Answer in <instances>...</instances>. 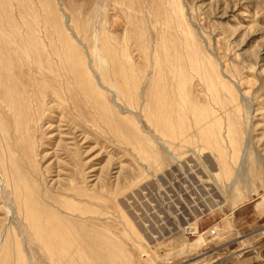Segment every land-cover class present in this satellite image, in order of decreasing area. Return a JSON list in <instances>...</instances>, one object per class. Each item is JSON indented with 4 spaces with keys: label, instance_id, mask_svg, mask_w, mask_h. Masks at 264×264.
<instances>
[{
    "label": "rangeland",
    "instance_id": "obj_1",
    "mask_svg": "<svg viewBox=\"0 0 264 264\" xmlns=\"http://www.w3.org/2000/svg\"><path fill=\"white\" fill-rule=\"evenodd\" d=\"M2 238L0 264H264V0H0Z\"/></svg>",
    "mask_w": 264,
    "mask_h": 264
},
{
    "label": "bare ground",
    "instance_id": "obj_2",
    "mask_svg": "<svg viewBox=\"0 0 264 264\" xmlns=\"http://www.w3.org/2000/svg\"><path fill=\"white\" fill-rule=\"evenodd\" d=\"M116 57V56H115ZM201 63V62H200ZM195 64V63H194ZM83 70V69H82ZM207 73V72H206ZM207 75H208V73H207ZM223 76H225V75H223ZM222 76V77H223ZM212 77V76H211ZM216 77V76H215ZM218 77V76H217ZM224 78V77H223ZM207 79H209L208 77H207ZM206 79V80H207ZM218 79L219 80H222L221 79V76H220V78L218 77ZM227 78H225V80H226ZM230 79V78H229ZM213 80V79H212ZM211 80V81H212ZM219 83V82H218ZM211 84H212V82H211ZM221 84V83H220ZM219 84V85H220ZM218 85V84H217ZM218 85V86H219ZM216 86V85H215ZM212 90V89H211ZM127 92V91H126ZM112 94H113V92H111ZM116 95L115 94H113V97H115ZM119 101V100H118ZM122 107V106H121ZM214 119V118H213ZM210 122L212 123V121L210 120ZM209 122V123H210ZM216 123V122H215ZM175 124V123H174ZM216 125H217V123H216ZM174 126V125H173ZM199 126H200V124H199ZM202 126V128H200V131H202V135H203V137L205 138V140L207 139L208 141H210V143H212V145H213V147H215L217 144H215L214 143V141L216 140V136H212V133H214L213 131H212V128L210 127V126H205L204 128H203V125H201ZM218 126V125H217ZM174 127H176V125L174 126ZM213 127V126H212ZM206 128V129H205ZM215 129V128H214ZM217 129V128H216ZM215 129V130H216ZM219 129V128H218ZM175 130V129H174ZM177 130V129H176ZM182 130V129H181ZM214 130V131H215ZM174 132L175 131H171V134L173 133L174 134ZM178 134H179V132H177ZM217 133V132H216ZM176 134V133H175ZM229 134V133H228ZM177 135V134H176ZM175 135V136H176ZM180 135V134H179ZM218 136H220L219 135V131H218V134H217ZM148 137H149V135H148ZM177 137V136H176ZM176 137H174L175 139H176ZM189 137V136H188ZM213 137L215 138L214 139V141H213ZM177 139H178V137H177ZM206 140V141H207ZM154 141H155V143H157V144H159L162 148H163V150H164V152H165V154L166 155H168V156H170V157H172L173 159H177L176 157H175V155L174 154H172V152H171V150H169L168 149V147H166L165 145H162V144H160L159 143V141L158 140H156V139H154ZM207 141V142H208ZM217 142V141H216ZM233 144V143H232ZM232 148V147H231ZM233 149V148H232ZM209 175V174H208ZM213 176H215L214 174H213ZM213 176L211 175V178H213ZM214 178H216V176L214 177ZM5 179V178H4ZM3 179V180H4ZM16 180V179H15ZM11 182V181H10ZM12 187V186H11ZM21 190V189H20ZM19 192V191H18ZM22 192H20V194H21ZM19 194V196H22V194L20 195ZM12 195H14L13 193H12ZM24 195H25V193H24ZM27 196H30V195H28L27 194ZM24 197V196H23ZM20 198H22V197H18V199H20ZM26 198V197H25ZM29 198V197H28ZM28 198H26L27 200H28ZM15 199H16V197H15ZM25 199V200H26ZM21 200V199H20ZM24 200V199H23ZM15 201V200H14ZM14 201H13V203H14ZM22 201V200H21ZM30 201V200H29ZM33 202V201H32ZM15 203H16V201H15ZM30 202H27L26 201V205H25V207H26V210H25V207H24V211H23V214L25 213V215H26V219H27V221H28V223H29V214L31 213V211L34 213V209L33 210H31L32 208H34V206L33 207H29L30 206V204H29ZM34 203V202H33ZM32 203V204H33ZM17 206L15 207V204L13 205L15 208H19V210H21V208H20V205L18 204V201H17V204H16ZM32 206V205H31ZM13 208V207H12ZM14 211V210H13ZM41 211H43V210H41ZM16 212H18V211H16ZM38 212H39V210H38ZM44 213V212H43ZM20 213H18V215H19ZM35 214V213H34ZM33 214V216L35 217L36 215H34ZM39 214V213H38ZM44 215V214H43ZM38 217L39 216H41V215H37ZM46 217V216H45ZM37 219V218H36ZM43 219H45V218H43ZM42 219V220H43ZM39 220H40V218H39ZM47 220V219H46ZM48 220H50V219H48ZM36 221V220H35ZM52 221V220H51ZM49 222V221H48ZM43 223V222H42ZM46 225H47V222L45 223ZM44 224V225H45ZM32 224L30 223V226H31ZM36 225H38V224H36ZM35 225V226H36ZM53 225V224H52ZM29 226V225H28ZM54 226H56V225H54ZM5 227V226H4ZM32 227V226H31ZM42 226H40V225H38V226H36V228L35 227H33L32 228V230H34V231H36L37 232V235H38V239H40V241L41 242H44V238H45V248H46V250L49 252V254H51V256H58V255H61L62 256V254H64V253H66L67 254V252L68 253H70V251L72 252V249H70V243H69V241H68V239L66 238V236L64 235V234H62V233H60V230L57 232V234H54L53 233V231L51 230V229H49V228H47L46 227V229H43V228H41ZM57 227H58V225H57ZM10 229V228H9ZM55 229H57V228H55ZM63 229V228H62ZM13 232V231H12ZM35 232V233H36ZM43 232V233H42ZM9 234V233H8ZM13 238H15V236L13 237ZM16 239V238H15ZM42 239V240H41ZM37 241H39V240H37ZM75 241V240H74ZM7 242H8V240H7ZM14 242H17V241H14ZM40 242V243H41ZM198 242V241H197ZM197 242H195V243H193V245H195V246H198L199 244L197 243ZM72 243V242H71ZM18 244V243H17ZM4 245H5V239H3L2 238V240L0 241V254L2 253V250L4 249ZM192 245V246H193ZM43 247H44V245H43ZM19 249H21V248H19ZM4 251H6V249H4ZM74 252H75V250H74ZM60 256V257H61ZM1 257V256H0ZM64 258V257H63ZM71 258V257H70ZM16 260L15 261H17V263L18 264H24L26 261H24V259H23V255H22V253H20L19 255H18V257H16L15 258Z\"/></svg>",
    "mask_w": 264,
    "mask_h": 264
}]
</instances>
